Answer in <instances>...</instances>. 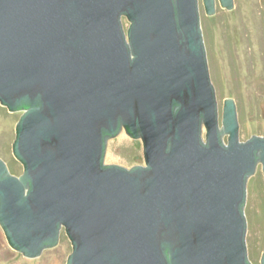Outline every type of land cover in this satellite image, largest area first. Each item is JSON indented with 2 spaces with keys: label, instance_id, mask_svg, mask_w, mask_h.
<instances>
[{
  "label": "water",
  "instance_id": "water-1",
  "mask_svg": "<svg viewBox=\"0 0 264 264\" xmlns=\"http://www.w3.org/2000/svg\"><path fill=\"white\" fill-rule=\"evenodd\" d=\"M0 102L23 111V174L0 157L13 248L36 257L64 228L68 264H254L246 203L264 135L244 140L238 98L221 110L201 0H0ZM123 129L144 164L105 162Z\"/></svg>",
  "mask_w": 264,
  "mask_h": 264
},
{
  "label": "rangeland",
  "instance_id": "rangeland-1",
  "mask_svg": "<svg viewBox=\"0 0 264 264\" xmlns=\"http://www.w3.org/2000/svg\"><path fill=\"white\" fill-rule=\"evenodd\" d=\"M220 14H208L201 0L204 38H209L221 110L227 98H238L243 107L242 136L264 135V0H240V6L225 8ZM126 29L130 25L123 16ZM23 111H10L0 102V157L10 159L12 172L23 174L24 164L13 149L17 124ZM205 133V132H204ZM228 136L225 138L227 141ZM106 163L127 167L144 164V145L123 129L108 141ZM247 220L251 258L261 264L264 253V172L262 164L249 178ZM72 242L65 229L59 242L45 248L36 257H28L13 248L0 224V264H68Z\"/></svg>",
  "mask_w": 264,
  "mask_h": 264
}]
</instances>
